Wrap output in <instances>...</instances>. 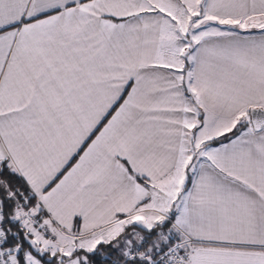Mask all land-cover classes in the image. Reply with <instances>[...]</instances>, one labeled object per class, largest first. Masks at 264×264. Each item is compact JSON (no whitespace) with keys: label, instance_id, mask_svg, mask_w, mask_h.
<instances>
[{"label":"snow or ice","instance_id":"1","mask_svg":"<svg viewBox=\"0 0 264 264\" xmlns=\"http://www.w3.org/2000/svg\"><path fill=\"white\" fill-rule=\"evenodd\" d=\"M0 264H264V0H0Z\"/></svg>","mask_w":264,"mask_h":264}]
</instances>
